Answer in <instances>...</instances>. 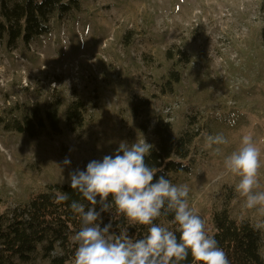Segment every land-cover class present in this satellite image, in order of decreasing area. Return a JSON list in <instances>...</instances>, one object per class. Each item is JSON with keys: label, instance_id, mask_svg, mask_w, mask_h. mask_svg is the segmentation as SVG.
Here are the masks:
<instances>
[{"label": "rangeland", "instance_id": "obj_1", "mask_svg": "<svg viewBox=\"0 0 264 264\" xmlns=\"http://www.w3.org/2000/svg\"><path fill=\"white\" fill-rule=\"evenodd\" d=\"M81 1V11L53 19L51 32L31 45L0 47V117L33 106L44 111L60 99L65 125L74 100L88 107L83 130L65 129L55 138L47 132L30 139L4 131L0 123V207L14 210L51 184L71 183L70 172L114 156L122 141L154 145V123L144 129L148 120L133 116L138 96L151 100L152 119L171 109L176 135L190 115L204 127L192 155L195 164L174 184L189 186V204L206 219L207 229L211 213L223 209L264 225V215L246 208L236 192L239 178L224 168L245 134L264 150V0ZM169 52L192 62L183 67L175 92L163 95L160 85L174 68ZM217 133L229 143L206 147L205 137ZM66 157L70 166L63 165ZM259 180L264 189V168Z\"/></svg>", "mask_w": 264, "mask_h": 264}, {"label": "trees", "instance_id": "obj_2", "mask_svg": "<svg viewBox=\"0 0 264 264\" xmlns=\"http://www.w3.org/2000/svg\"><path fill=\"white\" fill-rule=\"evenodd\" d=\"M82 9L81 0H0V47L10 50L20 43L31 45L39 38L48 35L53 19L64 20ZM264 22V3L259 10ZM264 47V27L262 29ZM174 68L162 83L163 95L175 92L176 86L183 80V67L192 61L189 57L171 55ZM187 56V55H184ZM60 99L44 111L38 106L21 109L0 117L4 131L38 139L47 132L52 138L64 134L65 129L78 133L87 125L88 107L82 100H74L65 111V125L61 120ZM135 119L146 118L144 129H151L155 144L146 163L155 167L160 174H167L173 183L177 175L189 173L195 164L192 160L197 142L203 136L204 127L197 115L188 117L187 128L179 135L174 133L170 117L151 118V100L135 96L132 107ZM67 193L69 200L57 202L56 196ZM111 200V197L109 198ZM89 205L78 190L69 184H51L44 191L31 195L26 204L14 210L0 207V264H33L37 260L48 264H73L77 247L74 236L81 228V219L71 210L72 201ZM99 210V207L97 208ZM103 222L113 223L114 231L128 230L133 239L148 234V227L129 221L113 202L111 213H103ZM174 214L160 217L155 223L176 231ZM227 253L231 264H264V229L249 220H239L231 216L228 209L214 210L207 229ZM178 238L180 233L176 232ZM182 264H193L191 254Z\"/></svg>", "mask_w": 264, "mask_h": 264}, {"label": "clouds", "instance_id": "obj_3", "mask_svg": "<svg viewBox=\"0 0 264 264\" xmlns=\"http://www.w3.org/2000/svg\"><path fill=\"white\" fill-rule=\"evenodd\" d=\"M205 140L208 148L229 143L223 133L207 135ZM153 147L145 139L132 144L122 141L114 156L90 161L86 171L77 168L69 173L71 188L89 202L86 206L74 200L70 205L82 225L74 236L77 247L73 264H182L189 254L193 264H231L219 242L209 234L206 219L190 206L189 186L174 184L166 173L157 178L162 171L146 163ZM215 150L219 152L220 148ZM262 156L264 150L248 133L239 148L225 157L224 168L239 178L235 190L246 208L264 215V189L259 180L264 168ZM63 165L70 166L71 160L66 157ZM69 198L63 193L56 196V201ZM113 202L129 221L149 226L148 234L133 239L125 228L115 232L111 220L104 224L102 214L111 213ZM170 213L174 214L176 231L155 223Z\"/></svg>", "mask_w": 264, "mask_h": 264}, {"label": "built area", "instance_id": "obj_4", "mask_svg": "<svg viewBox=\"0 0 264 264\" xmlns=\"http://www.w3.org/2000/svg\"><path fill=\"white\" fill-rule=\"evenodd\" d=\"M170 110H171L170 108H167L166 111H164V112H165L164 115H165L166 117H171V116H170V115H171ZM170 120H171V119H170Z\"/></svg>", "mask_w": 264, "mask_h": 264}]
</instances>
